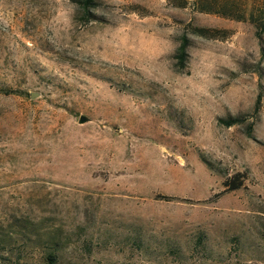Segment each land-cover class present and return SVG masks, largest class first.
<instances>
[{
    "label": "rangeland",
    "instance_id": "374dc122",
    "mask_svg": "<svg viewBox=\"0 0 264 264\" xmlns=\"http://www.w3.org/2000/svg\"><path fill=\"white\" fill-rule=\"evenodd\" d=\"M86 9L0 0V264H264V0Z\"/></svg>",
    "mask_w": 264,
    "mask_h": 264
},
{
    "label": "trees",
    "instance_id": "16d2710c",
    "mask_svg": "<svg viewBox=\"0 0 264 264\" xmlns=\"http://www.w3.org/2000/svg\"><path fill=\"white\" fill-rule=\"evenodd\" d=\"M82 3L83 11L86 12V4L89 0H80ZM183 53H184V44H180L179 47L177 48V55L179 59L181 60L183 58ZM234 118H231L230 120H226L225 123H232L234 122ZM231 187H235V185H232ZM57 255L54 251H47L45 256H44V263L43 264H57Z\"/></svg>",
    "mask_w": 264,
    "mask_h": 264
},
{
    "label": "water",
    "instance_id": "95a60500",
    "mask_svg": "<svg viewBox=\"0 0 264 264\" xmlns=\"http://www.w3.org/2000/svg\"><path fill=\"white\" fill-rule=\"evenodd\" d=\"M35 94V92H31L30 93V96H33ZM85 118H84V116L83 115H80L79 116V121H83Z\"/></svg>",
    "mask_w": 264,
    "mask_h": 264
}]
</instances>
